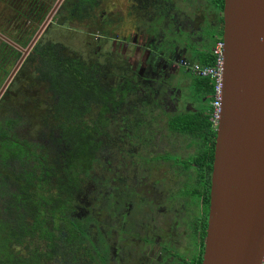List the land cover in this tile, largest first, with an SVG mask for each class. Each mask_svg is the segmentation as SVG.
Instances as JSON below:
<instances>
[{
    "label": "trees",
    "instance_id": "trees-1",
    "mask_svg": "<svg viewBox=\"0 0 264 264\" xmlns=\"http://www.w3.org/2000/svg\"><path fill=\"white\" fill-rule=\"evenodd\" d=\"M56 1L0 0V34L13 43L0 39V88L21 55L17 46L27 47ZM99 4L63 0L53 21H89ZM221 34L189 62L212 66L210 46L222 41ZM31 52L0 99V264H110L106 252H99L98 228L90 225L98 220L80 216L77 206L102 148L100 128L109 124L112 110L127 102L131 85H112L105 67L67 55L60 43L39 41ZM187 87L194 107L168 115L167 127L189 137L195 147L187 158H174L188 175L193 170L197 184L203 183L207 217L215 83L192 75ZM21 125L31 131L18 132ZM188 193L201 198L197 185Z\"/></svg>",
    "mask_w": 264,
    "mask_h": 264
},
{
    "label": "flooded vegetation",
    "instance_id": "flooded-vegetation-1",
    "mask_svg": "<svg viewBox=\"0 0 264 264\" xmlns=\"http://www.w3.org/2000/svg\"><path fill=\"white\" fill-rule=\"evenodd\" d=\"M132 1L127 14L130 22H132V26L128 27L129 31L127 32L130 38H126L127 42H119L118 47L116 46L115 39H113V42L111 41L113 49L127 50L125 51L126 55L123 57L127 63L122 68L128 75L125 78L122 77L124 78L122 80L110 76L112 75L113 59L117 58L113 50L111 53L113 52L114 57L111 54L104 55L107 60L105 65H101L98 61H95L97 65L105 67L108 70L110 75L107 79H109L112 85L124 83L125 81L131 85V91L126 94L127 102L121 104V109L117 107L116 110H112L109 124L105 128L101 127L100 132L105 133L114 128L111 125L114 122L118 125L121 133L129 138L134 133L146 131L144 122L138 118V115L144 116L145 114L155 113L157 110L162 114L180 112V110L178 111V107L180 106L178 101L183 96L182 88L186 90L184 97L187 99L184 108L193 109L190 105L192 103L188 97L187 86L189 78L196 74L191 71V63L188 57L193 56L204 44L210 43L214 37L217 38L219 32L223 30V5L220 6V0ZM53 17L51 21H53ZM102 18L103 15H101V20ZM137 25H141L143 29ZM41 38L37 42L45 41ZM98 39L111 40L107 35L99 32ZM216 42L217 40L210 46L211 50ZM17 48L21 53V57L23 50L27 47L22 48L17 46ZM64 48L67 55H73L68 52L66 46ZM32 49L28 51L24 60L30 54H33L31 52ZM24 60L16 73L21 70ZM116 68L122 69L121 66H117ZM7 90H9V85ZM35 92L36 90H33L32 95ZM116 96L118 97V95ZM42 109L43 106L41 111ZM19 110L20 108L17 111L19 112ZM19 113L21 114V112ZM21 116L23 117L22 114ZM29 131L31 130H25L23 125L18 128V132L22 134H26ZM174 157H181L173 156L171 160L186 173L187 183L183 184V188H178L177 193L171 194L169 200L171 198L172 204L170 206H167V203L160 204L159 201H153L151 198L154 194L155 186L153 187V184H149L147 188L150 189L144 193V196L150 194L149 200L147 201L141 196L145 205H136L130 202L123 205V196L130 198L133 197L132 193H136V191L129 189L118 191L117 188H113L110 196L111 200L110 197L104 199L103 203L109 202V207L112 209L109 214L112 222H107L108 230L110 229L112 236L114 235L115 238L116 233L118 242L121 239V242H126L127 245L131 243L135 244V251L131 253H124V251L123 253H119L116 245L113 260H107L110 264H198L199 260H202L208 220V212L206 217L205 211V198L201 194L203 183L199 182L197 184V178L193 170H188L190 174L188 175L183 166L175 162ZM156 172L154 168H151L149 175H154ZM116 180L117 182L122 181V184L125 186L126 178L122 179L120 177L116 178ZM194 185L198 186L201 198L198 194L188 193L189 190L191 192ZM136 197L133 200H136ZM177 201L180 206L173 205V202ZM102 213L103 209L101 205V209L98 212V230L103 240L102 230L104 223ZM179 213L183 215L180 220L177 219ZM170 220L171 223L169 224ZM204 221H206V226ZM109 224H112L114 228L113 226L110 228ZM174 225H179V228L175 230L173 228ZM166 226L168 227L167 229H165ZM204 228L205 234L203 236ZM137 229H139L140 237L135 239ZM147 243L160 245L158 254L151 260L145 258L146 253L142 251V247ZM137 244L139 245L137 246ZM99 252L101 255L103 254L101 250Z\"/></svg>",
    "mask_w": 264,
    "mask_h": 264
},
{
    "label": "water",
    "instance_id": "water-1",
    "mask_svg": "<svg viewBox=\"0 0 264 264\" xmlns=\"http://www.w3.org/2000/svg\"><path fill=\"white\" fill-rule=\"evenodd\" d=\"M63 0L0 88V98ZM0 38L11 43L0 34ZM223 65L201 264H260L264 252V0H223Z\"/></svg>",
    "mask_w": 264,
    "mask_h": 264
},
{
    "label": "rangeland",
    "instance_id": "rangeland-1",
    "mask_svg": "<svg viewBox=\"0 0 264 264\" xmlns=\"http://www.w3.org/2000/svg\"><path fill=\"white\" fill-rule=\"evenodd\" d=\"M132 2V0H100V4L93 12L91 20L83 23L70 22L64 25H58L55 21H51L41 36L42 38H39L60 43L67 47L69 53L89 62L98 61L101 65L107 63L105 56L111 54L114 57L111 51H115L117 58L113 59L111 76L122 80L128 75L122 68L127 63L123 58L127 50L113 49L111 41L113 42V39H115L117 46L119 42H127L126 38H130L127 32L129 31L128 27L132 26V22H130L127 14ZM101 15H103L102 20ZM137 26L143 29L141 25ZM98 32L107 35L111 40L98 39ZM117 66H121L122 69H117ZM183 89V96L178 101L180 104L178 111L183 110L185 102H187L184 97L186 90ZM6 92L4 91L3 95ZM190 105L194 107L193 104ZM169 114H162L157 110L155 113L145 114L144 116L138 115V118L143 120L146 131L134 133L130 138L128 136L125 137L114 122L111 124L114 128L101 134L102 148L94 170L87 179L84 188L86 191L79 197L77 213L82 217H92L98 220V212L102 205L103 243L100 246L101 242L98 238V246H100L99 249L103 254L106 252L109 261L114 258L116 245L119 253H123V251L124 253H131L135 251V244L127 245L126 242L122 243L121 239L118 242L116 233L114 238L110 229L108 230L107 222H112L109 218L112 209L109 207V202L103 203L104 199H108V191L111 193L113 188H117L118 191H124V189L136 191L135 194L132 193L133 197L127 198L123 196L122 204L130 202L136 205H145L142 197L147 201L149 200L150 194L144 196V193L150 189L147 186L153 184V187L155 186L154 194L151 197L153 201H159L160 204L167 203V206H170L172 204L171 198L169 200L171 194L177 193L178 188H183V184L187 183L186 173L179 166H176L177 164L173 163L171 159L173 156L187 158L193 154L195 147L190 145L191 139L189 137L168 129L167 117ZM151 168L157 171L154 175H149ZM120 177L122 179L126 178L125 186L122 181L117 182L116 178ZM135 197L136 200H133ZM173 205L180 206L178 201L173 202ZM181 217L183 215L179 213L177 219L180 220ZM170 223L171 220L169 221ZM90 225L92 228L95 226L98 228V224L94 225V221ZM112 226V224H109L110 228ZM167 228L166 226L165 229ZM173 228L177 230L179 225H174ZM98 233H100L99 230ZM136 233L135 239L140 237L139 229L136 230ZM159 247L160 245L153 243L144 245L142 251L146 253L145 258L150 260L154 258L159 252Z\"/></svg>",
    "mask_w": 264,
    "mask_h": 264
},
{
    "label": "built area",
    "instance_id": "built-area-1",
    "mask_svg": "<svg viewBox=\"0 0 264 264\" xmlns=\"http://www.w3.org/2000/svg\"><path fill=\"white\" fill-rule=\"evenodd\" d=\"M212 54L214 56V64L212 66H201L198 63L191 64V71L198 76L208 77L215 83V99L211 103L212 114L211 121L217 125L220 112V90L222 81V65H223V42L217 41L213 48ZM260 264H264V252Z\"/></svg>",
    "mask_w": 264,
    "mask_h": 264
}]
</instances>
